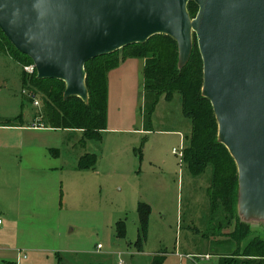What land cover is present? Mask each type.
<instances>
[{"label":"rangeland","instance_id":"obj_1","mask_svg":"<svg viewBox=\"0 0 264 264\" xmlns=\"http://www.w3.org/2000/svg\"><path fill=\"white\" fill-rule=\"evenodd\" d=\"M22 72L9 54L0 53V123H12L0 128V264H55L57 252L82 264H130L139 201L150 208L144 250L159 253L163 264H202L197 255L205 254V264H218L220 256L236 253L229 235L236 221L219 203L212 211L210 168L192 176L179 155L191 124L178 94L166 100L162 90L146 100L140 82L133 89L130 83L110 92L107 87L103 139L86 141L77 130L46 126L42 102L30 101ZM156 97L149 116L146 107ZM86 154H95L97 164L78 171V159ZM237 194L238 189L236 219L247 226L238 218ZM7 208L10 217L1 212ZM117 224L123 226L121 238ZM247 227L243 244L264 240V224Z\"/></svg>","mask_w":264,"mask_h":264},{"label":"water","instance_id":"obj_2","mask_svg":"<svg viewBox=\"0 0 264 264\" xmlns=\"http://www.w3.org/2000/svg\"><path fill=\"white\" fill-rule=\"evenodd\" d=\"M0 31L37 79L63 82V99L85 104L88 61L164 35L180 70L195 37L201 95L237 169L239 221L264 224V0H0Z\"/></svg>","mask_w":264,"mask_h":264},{"label":"trees","instance_id":"obj_3","mask_svg":"<svg viewBox=\"0 0 264 264\" xmlns=\"http://www.w3.org/2000/svg\"><path fill=\"white\" fill-rule=\"evenodd\" d=\"M197 11V6L192 2L189 3L188 12L191 18L195 17ZM9 48L20 54L26 62L20 63ZM0 53L9 54L22 66V85L29 92L30 101H33V97H39L41 100L42 117L46 126L54 130H79L86 141L102 140V133L106 130L108 73L127 58L144 59L143 87L146 100L149 93L162 90L167 91V93L164 91L167 94L166 100H170L175 93L180 96L182 115L191 124V133L189 137H186L187 144L183 150L182 162L189 173L195 177L204 174L210 168L208 197L212 211L214 212L215 204L219 203L229 217L236 221L229 234L232 239L230 240L236 242V253L220 256L218 264H264V240L255 237L243 244L249 230L247 226L238 223L234 211L235 195L238 189L237 169L226 148L217 141V123L211 104L201 95L202 60L195 37L189 61L180 70L177 67V45L174 40L164 35L154 36L144 44L128 46L112 54L88 61L85 64L87 104L76 97L64 100L63 82L39 80L36 77V71L31 75L24 72L23 67L33 65V62L18 52L1 31ZM158 98H153L148 103L147 115L150 116L153 113ZM9 122L8 120L7 123ZM7 123H0V126H12V123ZM97 161L98 157L95 154H86L80 157L77 169L92 170ZM137 214L139 228L134 245L141 250L146 241L149 206L139 203ZM118 225V236L121 238L125 233L123 226L118 227ZM163 261L162 256H154L151 264H163Z\"/></svg>","mask_w":264,"mask_h":264},{"label":"crops","instance_id":"obj_4","mask_svg":"<svg viewBox=\"0 0 264 264\" xmlns=\"http://www.w3.org/2000/svg\"><path fill=\"white\" fill-rule=\"evenodd\" d=\"M144 67H145V61H144V59H140V58H127V59L121 61L120 64L118 65V67L116 69L110 71L108 73V75H107V87H108V91L110 92V90L113 89L118 84H121V85L128 84L129 85V83H130L131 89L136 88L137 86H139V82H140L141 86H143L144 85V78H143L144 77V75H143ZM0 128H2V127L0 126ZM49 129H51V128H49ZM76 132L82 133L79 130H77ZM79 159H78V161H79ZM44 169H45V167L43 168V170ZM31 178H32V175H31ZM139 203H144V202H140L139 201L138 204ZM144 204H146V203H144ZM146 205H148V204H146ZM1 212L6 217H10L9 216V213H10V209L9 208H7V210L1 209ZM0 219H1V217H0ZM2 226H3V221H2V224L0 226V232H1V227ZM146 241H147V239H146ZM133 247H134V250L131 249V253H130V256H131L130 264H135V263H132V261L136 257L138 259H140V264H144V263L151 264V258L152 257H154V256H160L159 253H152L151 254V253L146 252L144 250V247H142L141 250L140 249H137L135 247V245H133ZM68 255H71V254L70 253H65V252H57L55 254V260H54L55 264H82L79 261L69 259ZM195 256L189 255V257L194 258V260L196 259ZM179 257H181V256L179 255ZM206 257H208V258H206ZM198 258L199 259H203L204 262H202V264H205L206 261H209L210 260V255H208V254H205V255H197V259ZM195 263L198 264V262H195ZM119 264H125V263H123L122 261H120Z\"/></svg>","mask_w":264,"mask_h":264},{"label":"built area","instance_id":"obj_5","mask_svg":"<svg viewBox=\"0 0 264 264\" xmlns=\"http://www.w3.org/2000/svg\"><path fill=\"white\" fill-rule=\"evenodd\" d=\"M23 70H24V72H26L27 74L31 75V74H33V72L35 71V68H34L33 65H30V66L23 67ZM34 105L37 106L36 103H34ZM40 126H41V125H40ZM173 153L176 154L177 152L173 150ZM179 155H180V157H181V159H182V157H183V153H179ZM1 224H2V221H1V219H0V226H1ZM99 248H101L100 245H98L97 249H99ZM206 258H208V257H206Z\"/></svg>","mask_w":264,"mask_h":264}]
</instances>
